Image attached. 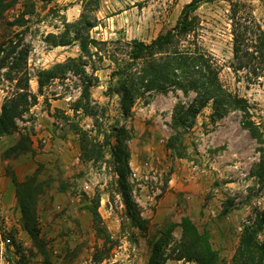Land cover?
I'll use <instances>...</instances> for the list:
<instances>
[{
	"label": "rangeland",
	"instance_id": "1",
	"mask_svg": "<svg viewBox=\"0 0 264 264\" xmlns=\"http://www.w3.org/2000/svg\"><path fill=\"white\" fill-rule=\"evenodd\" d=\"M0 1V8L10 4L0 18V46L6 44L0 65L12 46L20 43L19 49L28 47L30 88L38 95L30 113L17 121L18 132L0 138V264H44L22 226L13 181H24L34 173L43 185L38 201L41 237L57 264H96L97 250L104 256L99 264H148L154 241L170 226H174V240H180L179 224L184 217L210 236L219 264H231L243 226L254 219L256 210L264 209V182L253 176L260 160L258 149L264 148V142L259 144L244 128V113L234 108L222 119L213 120L209 104L194 127L184 130L175 127L174 111L179 103L190 104L194 93H152L139 100L132 116L126 118L119 95L109 91L117 83L111 77L115 68L111 55L119 45L112 43L133 39L151 42L177 24L183 7L192 0ZM200 1L196 12L199 26L192 43L214 57L222 85L246 100L251 120L264 133V72L257 77L250 68L233 71L228 4ZM238 1L253 10L252 0ZM83 13L97 22L89 31L90 38L111 42L98 45L101 62L97 56L92 59L99 81L91 89V99L104 110L99 113L102 133L110 134L114 128L129 132L128 181L133 199L148 222L146 231L131 225L117 193L111 156L115 138L111 144L106 142L104 135L96 132L94 120L82 110H74L85 85L83 79L69 73L39 91L40 70L81 55L77 41L52 47L46 37L65 33L67 23H75ZM70 36L74 37L73 31ZM97 49L92 47L95 52ZM7 71L0 69V112L5 98L16 91V82L8 80ZM87 71L91 74L92 68L88 66ZM75 125L97 138L103 158H82ZM21 135L31 137L32 150L19 156L7 155ZM177 135L173 148L171 138ZM97 201L111 237L107 244L97 234L91 211ZM167 264L193 263L169 260Z\"/></svg>",
	"mask_w": 264,
	"mask_h": 264
},
{
	"label": "trees",
	"instance_id": "2",
	"mask_svg": "<svg viewBox=\"0 0 264 264\" xmlns=\"http://www.w3.org/2000/svg\"><path fill=\"white\" fill-rule=\"evenodd\" d=\"M225 1L230 3L233 58L235 60L232 69L237 73L250 68L255 76L260 77V74L264 72V28L245 2ZM200 3V0H192L186 4L177 24L159 34L149 43L137 39L126 42L114 41L115 43L112 44L119 46L116 48V53L111 55L113 58L111 60L115 64L111 77L117 79V83L114 87H110L109 91L119 95L122 113L126 118L132 116L133 109L139 100L147 99L152 93H167L173 90L180 91L185 96L194 93L195 97L190 104L186 106L179 103L176 106L173 115L176 128L184 130L193 128L196 118L209 104H212L213 120L222 119L235 108L244 113V128L261 144L264 142V133L251 120L246 100L225 89L220 81L219 68L214 57L192 43V37L199 26L196 12ZM0 5H3L2 1ZM9 6L10 4L0 8V18ZM96 26L97 22L90 20L83 13L75 23H67L65 33L49 34L46 37V43L52 47L69 46L77 41L81 55L77 58H68L49 69L40 70L37 74L39 91L41 92L45 86L56 79H64L69 73L83 79L85 85L74 110L76 112L82 110L90 116L94 120L96 132L98 135L103 134L106 142L111 144V139L115 138L111 156L117 193L122 198L125 215L131 225L141 231H146L148 222L142 217L140 207L133 199L128 181L130 154L126 143L129 139V132L125 128H114L110 134L102 133L99 113H104V110H101L99 105L94 104L91 99V89L99 81L95 75L98 68L96 62L92 63V59L97 56L101 62L103 57L99 54L98 45L111 43L98 42L90 38L89 31ZM71 31L74 32L73 38L70 36ZM250 37L255 39H250ZM19 44L9 49L0 65V69H8L6 73L8 80L16 82V91L5 98L1 107L0 138L18 132L17 121L30 113L31 108L38 103V95L30 88V77L27 72L30 49L28 47L19 49ZM3 46H0V54L6 50ZM92 47L97 51H93ZM88 66L92 68L91 74L87 71ZM75 130L79 134L84 160H99L104 157L96 137H92L88 131L77 125H75ZM178 139L179 135L172 137L170 146L174 148L172 141ZM32 144L29 135H21L19 141L9 148L6 154L19 156L30 152ZM258 150L260 160L253 171V176L264 182V148L260 147ZM13 181L16 184V197L25 232L43 256V263L57 264L48 252L39 228L38 201L43 192V185L38 181L37 173L27 177L24 181L18 182L16 179ZM98 204L99 201L91 211L97 223V234L107 244L111 241V237L98 212ZM248 222L243 226L239 245L231 264H264V235H262L264 233V209L256 210L254 219H249ZM179 227L181 237L178 242L173 238L174 226H170L154 241L153 252L148 264H167L169 260H184L193 264H219V254L213 248L207 233L200 232L189 217H184ZM23 259L24 257L21 261ZM103 259V254L97 250L94 254L95 263L99 264Z\"/></svg>",
	"mask_w": 264,
	"mask_h": 264
},
{
	"label": "crops",
	"instance_id": "3",
	"mask_svg": "<svg viewBox=\"0 0 264 264\" xmlns=\"http://www.w3.org/2000/svg\"><path fill=\"white\" fill-rule=\"evenodd\" d=\"M251 2H253V6H252L253 14L257 18V20L261 23L262 27L264 28V0H252ZM219 3L220 4L227 3L228 4L227 7L230 9V3L228 1L219 0ZM226 12H228V10H226Z\"/></svg>",
	"mask_w": 264,
	"mask_h": 264
}]
</instances>
